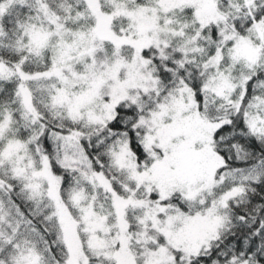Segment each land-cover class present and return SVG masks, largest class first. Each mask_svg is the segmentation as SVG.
Segmentation results:
<instances>
[{
  "label": "snow or ice",
  "instance_id": "obj_1",
  "mask_svg": "<svg viewBox=\"0 0 264 264\" xmlns=\"http://www.w3.org/2000/svg\"><path fill=\"white\" fill-rule=\"evenodd\" d=\"M0 264H264V0H0Z\"/></svg>",
  "mask_w": 264,
  "mask_h": 264
}]
</instances>
